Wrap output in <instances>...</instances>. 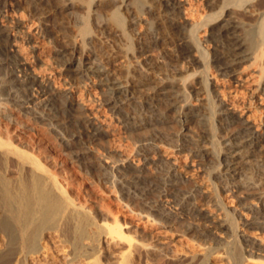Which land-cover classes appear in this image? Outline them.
<instances>
[{"label":"bare ground","instance_id":"1","mask_svg":"<svg viewBox=\"0 0 264 264\" xmlns=\"http://www.w3.org/2000/svg\"><path fill=\"white\" fill-rule=\"evenodd\" d=\"M82 1L84 2V5H88L89 9L92 5H101L104 4V2L106 3V1L110 3V0ZM116 1H120V3L122 2L121 4H123V7H125V13L128 15L127 16L124 13V16L126 15L128 19L124 18L122 12L119 9L112 11V8L111 12L106 18H99L100 20L98 25L99 28L103 30V32H106L107 35L111 36V38L113 37V39L114 37H129L127 30H129V28H135L134 30H136L138 26H141L146 18V16L144 18L145 14H151L150 16H155L154 19L156 20H153L157 27V31H154L156 36L153 35L150 37L149 30L151 29H148V31L139 30L135 35V38L139 40L140 43L146 45L143 47L144 49L142 48V50L138 51L140 54L138 55L139 58L143 54H149L147 49L153 44L161 47L162 57H159L160 59H153L152 56L150 57L147 55L144 57L143 61L141 60L142 62L140 61L145 69L147 76L146 79L141 73V75L138 73H133L137 72L138 69L133 72L131 71L133 74L130 72L129 74L127 73V76H122L121 73H124L126 70H123L124 72H120V68L122 67H119L120 70L115 67H110L109 64L111 63V55L109 53V55H103L101 53V55H99L97 52L98 58H95L97 55L95 54L96 56H94V52L92 53L89 48H86L89 44V42H87L86 46L84 43L86 39L84 41L82 40L84 43L83 45L82 42L79 43L77 41V38V40H74L72 36L70 37L67 34H64L60 37L62 41L61 44L63 46L62 50H60L61 64H59L58 67L53 68L54 71H51V76L48 75L49 77L47 78L43 77L40 71L35 67L37 59L34 51L32 52V55L24 54L23 46H20L31 45V47L35 49L38 47H35V45H39L38 37L36 38L32 35H27L23 39L26 40L25 43L22 44L24 41L17 37V33L18 28L24 27L25 23L22 20H16L13 21L14 23L11 25L8 21L7 15L13 8L20 7L24 9V11L26 10L31 16L36 18L38 25L37 28H39V30H41L42 25H48L51 23L52 29H49V31L53 32L55 31L56 27L60 25V22L57 20L60 14H63L66 10L72 7L78 6V2L75 0L68 2H63V0H0V91L5 94L6 97L16 100V102L23 100V103H28L33 98L35 99V97L41 98L44 95L45 97L47 96L44 104L48 107V109L51 111L56 110V113L59 112V114L61 112L67 114L65 117H63L64 121L62 124L64 123L67 126H72L74 128V126L77 127L81 121L80 119H84L89 140L96 141L100 139V137L103 135V132L106 131H104L103 127L98 124L99 122H96L95 119L98 117V115L95 113L93 108L90 109L91 107L87 105L85 106L89 108L80 105V103H78L75 98L74 92H72V82L70 79L73 76L71 74V71L73 70V64L78 62V67L75 69L78 72H85V74L89 76L99 77V80L101 81V88L107 96L105 97L108 98V102H106L110 104L114 103V108L120 110L126 109L128 108L126 106L133 104L131 94L134 93L135 89L139 90L145 84H150L151 91L150 93L147 92L150 96V99L153 101H161L166 105V108L168 107V109L180 108L176 117L184 124H187V122L195 115H201L203 119H208V125L210 123V126L206 127L210 132V137L206 139L209 141V143H204L205 145L201 144L200 142V137L203 135L200 137L198 136L199 138L192 137L194 135L192 134L190 136V132H187L188 130L186 132L181 130V132L179 131L180 133H176L177 135L175 134L172 138L176 137L178 142L182 141L179 145V153H183L188 149L190 153L199 156L203 162L206 159L217 160L220 167L219 170L216 171L219 172V176L223 180L228 181V188L231 191L237 192V188L241 187L252 188L250 186H252L253 183L251 185H248L250 182L248 184L246 183L249 181L250 176L252 177V175L249 174V171L245 172L246 175L244 180H242L243 178L238 179L237 176L242 175V173L245 171V168L247 169V167H249L248 165L247 167L244 166L245 161L251 157L254 152L256 153V147L260 142L264 141L263 124H261V126L257 125L249 118H246L254 115L253 109H257V111H262V109H264V18L259 22V25L256 26L255 23V30L250 31V26V30L247 28V31L250 32L245 33V31V34H243V32H241V29H243L242 25L244 24L242 21L244 20L242 19L243 16L241 14L239 16H235L233 14H238L239 12L248 13L250 12L251 7H257L256 10L261 9L264 7V0H203L207 7L209 6L211 8V10L218 7L221 8V10L217 13L211 12L208 17V22L212 21L211 23H213V21H215L214 24H219L216 27V31L212 32L214 38L212 42H215V51L213 54L214 58H210L211 53L209 52V48L207 46H203V42L200 41L199 36L197 35L199 38L198 39L194 33V30L199 23L195 20L191 25L192 29H189V31L185 28L187 25L184 27L183 12L186 9L184 0ZM123 7L121 10H123ZM85 9H87V7ZM254 10L255 9L253 8L251 11L253 15H255L253 13ZM93 14L94 13H92V15ZM240 16H242V18H240ZM85 19L83 20V24L80 25L81 27H79V33L83 37H88L90 42L91 40L97 41L96 44L99 45V49H97V51H100V49L101 51H108L106 49L108 45V42L105 40L106 36L104 37L105 39L102 38L103 36L101 38L100 36L96 37L98 35H95V37L92 36L91 32L93 29H90L91 24L89 26L87 19ZM220 21L221 23H219ZM20 31L22 30L20 29ZM129 38V40L132 41V38ZM148 38L149 40H147ZM81 39L79 38V41ZM129 44H131V42ZM132 44L129 46H132ZM128 48V50H130L132 47ZM126 50L124 52H126ZM130 51H128V53ZM64 57H66V59H64ZM186 59H188L190 64H188L189 67L186 66L187 69L197 63H202L205 66L204 69H206L205 71L199 73L197 72L191 76L193 79H195L194 82L190 84L191 86H189V83L187 85V81L183 82V79L176 77V75L179 73H184L187 70L186 67L180 65V62ZM246 62L250 63L248 66H244L243 70L241 71L246 70V67L255 66L257 69L255 72H257L256 75L258 79H256L257 82L254 83L252 87L247 86L250 91L248 95L249 97L248 100L243 102V114L238 115L237 108L230 107L228 102L219 98L220 96L218 97V94H220L222 90L220 89V84L218 81L212 80L214 76L210 77L212 74L209 73V70H212V67H215L218 74L233 80L236 90H239L242 87H246V78L244 79L238 75L241 72V65ZM8 67L10 70L7 71L6 69H9ZM191 77L188 78L192 79ZM56 79L60 81L62 80L65 83V89L69 90L68 97L64 100V102L61 101L63 102L61 103L58 101L61 103L59 106L55 103V101L57 100V95L61 96V91L51 92L52 87L50 85V82L55 81ZM185 87L187 88V91ZM191 87H193V89ZM65 89L64 91H66ZM195 89H199V91H203V94H205L204 101L206 100V102L209 104L207 110L208 108H211V111L214 108L219 107L218 113L222 114L223 116L220 121L226 126L233 127L231 130L229 128L230 131H226L228 135L224 138V141L219 142L214 137V132L218 128L217 125L219 124H216L215 121L211 119L212 116H208V112H206V110L203 108L202 109L204 111L194 108V106L196 107L199 104L195 105L190 102V97L194 95L192 91ZM79 95L81 96L82 94ZM62 97H64V95ZM89 97L88 99H90ZM86 99L87 98H85V100ZM198 100H200V98H198ZM217 100H219L218 106L216 102ZM154 102H150L151 115L143 116V118H140L139 116L138 118L133 117V119L132 117L127 118L129 130H142L141 132H143L147 130V126L156 127L166 123L168 120V116L166 115L168 114V109L159 106L161 105L160 103L157 105V103ZM83 103L85 104V102ZM134 104L133 106H135ZM56 105L57 107H55ZM96 110L99 111V109ZM214 112L216 113V111ZM218 113L216 114L218 115ZM62 115L63 113L60 116ZM50 119L62 120V118L56 115H52ZM81 123H83V121ZM184 128L188 129V125H185ZM155 135H160L163 137L165 136L160 133V131H157L150 137ZM150 144L151 143H145L144 148H150ZM73 145H75L74 141H69L68 146L73 147ZM23 148L22 146H19L18 143L16 144L14 140L9 139V137L4 138L3 135H0V264H53L54 261L55 263L58 261L60 264H98L101 262V260L99 261L98 259L102 258L100 257L101 255L99 256V252L103 250L116 260V264H138V260L143 261V263H147L144 261L145 257L149 258L147 257V254L159 256L162 253V250L165 249L161 247L163 241L169 237L166 230L167 226L164 225L166 224L165 221V223L163 222L164 224L162 223L164 227H158V230L156 231L148 230V227L143 228L141 231H135L136 233H139L135 236L129 234V231L132 229L131 222L128 223L127 221L123 223L117 218L113 217L111 220H107V218L106 220H99L97 217L100 216L93 214L89 207L88 209L87 206H84V204L77 202L70 195V193H68L69 190L67 191V187L65 188L63 186L64 183L59 181V178L56 176L57 174L55 175L54 171V174L50 172L48 167H45V165L42 164L39 157H36ZM177 157L171 155L166 157V159H159L156 156L152 158H148L147 156L146 163L149 164L157 163L160 160L165 161L164 163L167 167L165 177L159 176L158 174L157 176L146 173L144 170L146 167L145 166L141 167L139 172L133 175L132 180L134 179V181L127 185V190H129V193H132L137 198V200L147 205L151 212L155 214L160 213L163 215V217H166L165 219L167 220L171 217V211L169 210L170 208L168 206L170 203L167 204L169 201L175 203L181 202L191 204L195 202L197 194L199 193L198 187L196 186L195 188H190L187 190L180 187L181 181L179 176L180 174L178 173L179 170H177ZM14 161L17 163L15 165H18L19 167V171L17 169L18 175L16 174L17 176L15 177L11 176V174L9 175L10 172L8 173L7 170V166H9L8 164H10V162L15 163ZM249 170L251 173L253 169L251 168ZM252 173L255 174L254 171ZM163 183L166 185V188L164 187L165 189L162 188ZM258 199V203L262 201L261 207L260 205L258 206L256 204L257 201L256 203L251 202V204L247 207L249 210L255 211V220H247L244 225H250L252 228L258 227L264 229V194H258ZM216 205L220 208V210L223 211V216L219 220L217 219L216 215H214L215 213H212V210L211 212L209 210L207 211L197 204L189 208L186 213L188 215L194 216L197 219L207 220L208 223L210 222L209 224L207 223L206 227L200 225L201 223L199 224V227H203L204 234L206 235L212 236L211 234H214L212 230L216 228L225 229L226 231L232 232L233 234H238L239 229H237V226L234 222V218L236 217L233 218L235 215L234 211L226 206L225 202L220 196H218L216 199ZM166 207H168V210ZM257 207L260 209H256ZM142 216H144V218L146 217V221L149 220L150 215L148 216L144 214ZM152 224H154V222L151 223V225ZM159 224L160 223L158 222V225ZM189 228L198 229L197 227L192 226ZM143 236L150 240L146 242V240H144L145 238H140ZM261 238L262 237H251L245 239V241H250L252 244L251 249L248 248L249 251L251 250L257 253V250H259L258 254L264 255V249L261 248L264 244V239ZM238 240L240 241V239ZM239 241L237 242L239 243ZM221 243L224 242L221 241ZM165 244L167 245L168 242ZM208 244L207 246L204 245V248L201 246L202 249L189 250L186 248L187 250H184L183 248V251L176 250L173 253H166L167 255L163 254L165 255V263L163 264H211L212 258L214 257L213 254L215 253L212 250L216 245L214 244L213 246H208ZM237 246H239V244L236 245V247ZM220 247L221 246H219V248ZM244 247L241 248L245 249ZM232 248L231 252L233 251ZM255 249L257 250L255 251ZM234 250H236V248ZM229 252L230 251L227 253ZM236 253L234 255L227 254L225 257V254L222 256L219 254L217 257L221 259L223 258L221 260L222 264H245L246 261L253 263L256 261L254 258H252V254L246 255L244 250L241 252V254L238 252L240 255ZM161 256L159 259H161ZM151 257L155 258L154 256ZM215 261H217V259ZM102 263L104 262L102 261ZM105 263L108 264V261Z\"/></svg>","mask_w":264,"mask_h":264},{"label":"rangeland","instance_id":"2","mask_svg":"<svg viewBox=\"0 0 264 264\" xmlns=\"http://www.w3.org/2000/svg\"><path fill=\"white\" fill-rule=\"evenodd\" d=\"M66 1L68 2V1H72V0H63V2H66ZM75 1L78 2V6L72 7L70 9L66 10L63 14H60V16L57 18L58 22H60V25H58L56 27L55 31H53V32L49 31V29L50 30L52 29L51 23H49L48 25L47 24L42 25L41 30H39V28H37L38 25L36 22V18L31 16L26 10L24 11V9H22L20 7L13 8L12 10H10V12L7 15L8 21L11 25H13V23H14L13 21H16V20H22L25 23L24 27L18 28L17 34L18 35L20 34V35L19 36L17 35V37L19 39L23 40L24 37L27 35L28 36L32 35L36 38L38 37V39H39L38 44L39 45H35V47L38 46L35 48L36 50L33 49L31 47V45H20V46H23L24 54L32 55V52L34 51V54H35L36 59H37V61L35 63V67L37 70L40 71L41 75L43 77H46V78L51 76V71H54L53 68H56L59 66V64H61L60 50H62L63 46L61 44L62 41H61L60 37L64 34L65 35L67 34L70 37L72 36V38L74 40L78 39L77 41L79 43H81L82 40L84 41L86 39L84 43L86 44L87 42H89V44H88V47H86L87 44L84 47L89 48V50H91L92 53L94 52L93 53L94 56H96L98 53H99V55H101V54L109 55L110 54L111 55L110 56L111 57L110 58L111 63L109 64V66L115 67L117 69H119V67H122V68H120L121 70L119 69L120 72H124L126 70L125 71L126 73L125 72L121 73L122 76L125 77L131 71L133 72V71L138 69L137 72H133V73L134 74L135 73H138V74L141 73L144 76V78L146 79L147 76L145 73V69L142 66L141 62L144 60V57H146L147 55L150 57L152 56L153 59L162 57L161 56V47H158L157 45L153 44L152 46H150L147 49L149 54H143L144 56L142 55L143 57L140 56V58H139L138 55H140V54L138 53V51L142 50V48L145 47L146 45H143L142 43H140L139 40H137L135 38V35H136V33H138L137 31H139V30H142V31L147 30L148 31V29H151L152 32H151V30H149L150 37H152L153 35L156 36L155 32L157 31V27H156L155 22H154V20H156V19H154L155 16L152 15L153 16L152 17V16H150L151 14H145L144 18L146 16L147 20L145 18L144 23L142 24L143 26L142 25L138 26L140 29L137 27L138 30L137 29L134 30L135 28H129V30H127L128 36L131 37L132 41H134V42L130 41L129 37H127V38L114 37V39L116 40L115 41L113 39V37L111 38V36H108L106 32H103V30L100 29L98 25H99V20L101 18H104V17L106 18L109 15V13L111 12L112 8H113L112 11L119 9L122 12V15L124 16V13H125L124 8L125 7H123V4H121L122 2L120 3V1H116V0L111 1L110 0L109 1L110 3H108L106 1V3L104 2V4H101V5H98V4H96L94 6L92 5L89 9L88 5H86V4L84 5V2L82 0H78V1L75 0ZM96 3H97V1H96ZM79 4H80V6H79ZM184 5L186 6L185 11L183 12L184 13L183 14L184 15V19H183L184 20V27L187 25L188 28L187 27H185V28L189 31V29H192L191 25L194 23L195 20H196V22L199 23L198 26H196L194 33H195L197 38L199 36L200 41L203 42V46H207L209 48V52L211 53L210 58H214L213 54L215 51V42H212V40L214 39L212 32L216 31V27L219 24L218 23L214 24L215 21H213V23H211L212 21L208 22V17L211 14V12L217 13L221 10V8L218 7L216 9L214 8L215 10L214 9L211 10V8L209 6L207 7V5L205 4V2L203 0H184ZM86 7L88 10L85 9ZM122 7H123V10H121ZM253 8L255 9L253 11V13L255 15H253L251 13ZM256 9H257V7H251L250 12H248L249 15L247 12H245V13L239 12L238 14L237 13L233 14L235 16L236 15L239 16L240 14L243 16V18H242V16H240V18H242L244 20L239 18L240 20H242L244 22V24H243V22H242V24L245 25V26L242 25V28L244 30L241 29V32H243V34L248 33L252 30H255L256 26L259 25V22L264 18V7L261 9H258V10H256ZM261 10H263V11H261ZM92 13H94V14L92 15ZM85 14H87V15H85ZM126 15L124 16V18L128 19L127 18L128 15L127 16ZM81 17H83V18H81ZM84 17L87 19L89 26L91 24L90 29H93L92 32L94 31L93 33L91 32V35L94 37H95V35H98L96 37L100 36V38L103 36L102 38L103 39L106 38L105 40H106V42H108L107 44L109 45V43H110V45L109 46L107 45V48H106L108 51H106V50L101 51V49H100V51H97V49H99V45L96 44L97 41L91 40V42H90L88 37L84 36L85 37L84 38L79 33L80 32L79 27H81L80 25L83 24V20L85 19ZM96 17H98V18H96ZM69 21H70V23H69ZM221 21L219 23H221ZM257 21H258V23H257ZM146 22H148V23H146ZM152 22L154 23V25ZM207 23H209V24H207ZM255 23H256V26H254ZM189 26H190V28H189ZM250 26H251V28H250ZM146 27H147V29H146ZM151 27H153V28H151ZM247 28H248V30H250V29L251 30L247 31ZM20 29L22 31H20ZM132 32H133V34H132ZM81 37H82V39H81ZM79 38L81 39L80 41H79ZM147 40H149V38ZM152 40H154V39H152ZM23 41L24 42H22V44L25 43L26 40H23ZM129 41L131 42V44L133 43L132 46H129V45H131V44H129L130 43ZM84 43L82 42L83 45H84ZM128 47H132V48H130L131 51L128 50L129 49ZM132 49L134 52L132 51ZM125 50H126V52H124ZM128 51H130V52L128 53ZM134 55H136V56H134ZM95 58H98V55ZM64 59H66V57H64ZM249 63L250 62H246V63L242 64L240 71L243 70L244 66H246V65L248 66ZM188 64H189L188 59L180 62V65H182L184 67H186V66L189 67ZM72 67H73V70L71 71V74L73 76L71 77V79H73V80L70 79V81L72 82V92H74L75 98L78 101V103H80V105H82V106L87 105V106L91 107L90 109L93 108L95 113L98 115V117L95 119L96 122L97 123L99 122L98 124L103 127L104 131H106V132H103L104 136L102 135L100 137V139H98L96 141H90L88 138V135H87L88 132L85 128L86 124H84V122H85L84 119H80L81 121L79 122L77 127L74 126L75 129L72 126H67L64 123L62 124V122L64 121L63 117H65L67 114L64 112H61L59 114L58 110H57L58 113H56V110L51 111L50 109H48V107L44 104L45 103L44 101L47 97V96L45 97V95L42 96L41 98L35 97V99L33 98L28 103H23V100L16 102V100H12V99L6 97V95L3 94L1 91H0V135L1 136L3 135L4 138L9 137V139L14 140L16 144L18 143L19 146H22V148L24 147L23 149H26L29 153H32L36 157H39L42 164L45 165V167H48V170H50V172L53 173V171H54L55 175L57 174L56 176L59 178V181L64 183L63 186L65 188L67 187L66 188L67 191L69 190L68 193H70V195L77 202L84 204V206H87V208L89 207L93 214H95L96 216H100V217H97L99 220H106V218H107V220L108 219L111 220V218L113 217V218H117L119 221H121L123 223L127 222V221H128V223L131 222V226H132L131 230L132 231L130 230L129 234L135 235V236L139 234L138 232L136 233L135 231H141L143 228L148 227L147 228L148 230L156 231V230H158V227H161V226L164 227V225L167 226L166 230H167L169 237L167 239H165L166 241L165 240L163 241V244H161V247L165 248V249L162 250V253L159 256L147 254V257H149V258L145 257L146 259L144 258V261L147 262L148 264H163V263H165V255H163V254L173 253L176 250L177 251H183V248H184V250L202 249L201 246H203V248H204V245L207 246L208 243H209L208 246H213L214 244L216 246L218 245L217 247L215 246L216 248L214 247L212 250L215 253L214 252H213L214 254L212 253L214 257L212 258L211 264H215V263L216 264H222L221 260L223 258L221 259V258L217 257V255H219V254L221 256L225 254L224 255V257H225V256H227V254L228 255L229 254L234 255L236 252H237L236 254H239L238 252H240V254H241V252L243 250L246 252V255L252 254L251 255L252 258H254V260H256L254 263L246 261L245 264L246 263H248V264H263L264 255L258 254L259 250H257V249H255V251L256 250L258 251L257 253L253 252L251 250H250L251 251L250 252L248 248L251 249L252 244L250 241H247V240L245 241V239L251 238V237L252 238L253 237L254 238L255 237H262L261 239H264V229H261L258 227L252 228L250 225H244V224L247 222V220L248 221H252V220L254 221L255 217H256L255 211H251V210H249V208H247L251 204V202L256 203V201H257L256 204L258 206L260 205V207L262 206V201H260L258 203V201H259L258 194H260V193L264 194L263 193L264 192V141H262L258 144V146L256 147V149H257L256 153L254 152L253 155L251 157H249L244 163L245 167H247V165L249 166V167H247V169L245 168L244 173L249 171V174L252 175V177L250 176L251 179L249 178V181L246 183L248 184L250 182L248 185H251L253 183L252 186H250L252 188L241 187V188H237V192L231 191L228 188V184H229V183L227 184L228 181L223 180L219 176V172L216 171V170H219V167H220L219 162L217 160L206 159L203 162L199 156L190 153V151L188 149L185 150L183 153H179L178 149H179V147H180L179 145L182 141L178 142L176 137L172 138L176 133L178 134L179 131L181 132V130H183V132H186L188 130L187 132L188 133L190 132L189 133L190 136L192 134L194 135L192 137L199 138L200 136L203 135L202 137H200L201 144H203V145L208 144L209 141L206 140V139H208V137H210V135H209L210 132L208 131V128H206V127L210 126V123H209V125L207 124L208 119H203L201 115H195L194 117H192L187 122V124H184L181 120H179L176 117L180 108H172V109L169 108L168 109V107L166 108V105L164 103H162L161 101L154 100L155 101L154 102L152 99H150V96L147 93V92L150 93V91H151V87H150L151 85L150 84H145L139 90L135 89L134 93L131 94L133 104L135 103L134 104L135 106H133V104H132L130 106H126L128 108L123 109V110L114 108V103H112V104L107 103L108 98H106L107 96L105 95L103 89L101 88V85H100L101 81L99 80V77L89 76V75L85 74V72H78L77 70H75L78 67V62L73 64ZM187 67H186V69H187ZM204 68H205V66L202 63H197V64L192 65L190 68H188L184 73H179L178 75H176V77H178L179 79L180 78L183 79L182 80L183 82L187 81V85L189 83V86H191L190 84H192L195 80L191 76L193 74H196L197 72L199 73V72L205 71L206 69H204ZM47 69H49V70H47ZM6 70L7 71L10 70V68L6 69ZM255 70H257L255 66L254 67H246V70L241 71L238 74L239 77H243L244 79L246 78V80H245L246 81L245 82L246 87H242L239 90H236V87L234 86L233 80H230V79H228V77H225L221 74H218L216 72L215 67H212V70H209V73L212 74V75H210V77L214 76L212 78V80H216L220 84V89L222 90V92L220 94H218V97L220 96L219 98H221L222 100L224 99V101L228 102L230 107L237 108V110H238L237 114L238 115L243 114V111H242L243 102L248 100V97H249L248 95H249L250 91H249V88H247V86L252 87L254 85V83L257 82L256 79H258V77L256 75L257 72H255ZM123 74H125V75H123ZM44 75H46V76H44ZM188 77L189 78L191 77L192 79H189ZM97 78H98V80H97ZM64 84L65 83L62 80L60 81L58 79L50 82V85L52 87L51 92H54V91L60 92L61 91L60 92L61 96L57 95L56 96L57 100L55 99L56 100L55 103L58 106L61 103H63L64 100L68 97V91L69 90L65 89L66 86ZM189 86H187V87H189ZM85 88H86V90H85ZM191 88L193 89V87H191ZM64 89L66 91H64ZM185 89L187 91L186 87H185ZM78 91H80V92H78ZM84 91H87V92H84ZM198 91H199V89H195L194 91H192L194 95H192V97H190V102H192L195 105L199 104V105H197L199 107L194 106V108H196L198 110L200 109L201 111L206 110V112H208L207 113L208 116H210V117L212 116L213 118L211 117V119H213L216 124H219V125H217L218 128L214 132V135H215L214 137L217 141L222 142L225 140L224 138L227 137V135H228L227 132L230 131L233 127L232 126L231 127L226 126L224 123H222L220 121L223 116H222V114L218 113L219 107L215 106L216 108H214L213 110L210 111L211 108H208L209 111L207 110V107H209V104L206 102V100L204 101L205 94H203V91H199V92ZM83 93H84V95H83ZM62 94L64 95V97H62L63 96ZM79 94H82V95L80 96ZM77 95H78V97H77ZM88 97L90 99H88ZM58 98L61 100H59ZM85 98H87V99L85 100ZM198 98H200L201 101L198 100ZM58 101H60V102L63 101V102L60 103ZM81 101L85 102V104ZM150 102L157 103V105H158V103H160L161 105H159V106L168 109V112H167L168 114H166V115L168 116L169 121L167 120L166 123L161 124V125L156 126V127L155 126L154 127L153 126H147V130H145L143 132H141L142 130H140V131L131 130V129L129 130L128 125H127L128 124L127 118L132 117V119H133V117L138 118V116L140 118L141 117L143 118V116L151 115ZM216 102H217V106H218L219 100H217ZM18 104H20V105H18ZM205 104H207L208 106ZM57 105L55 107H57ZM1 106H3V107H1ZM87 106H85V107L89 108ZM96 109H99V111ZM216 109H218V110H216ZM126 111H128L129 113ZM214 111H216V113H218V115ZM255 112H256V114H255ZM62 113H63V115L60 116ZM253 114L254 115H252L251 117H246V118H249L250 120L255 122L257 125L261 126V124H263L262 126H264V109H262V111H259V110L257 111V109H253ZM52 115L59 116L60 118H62V120H59V119L58 120L57 119L52 120V119H50L52 117ZM12 116H14V117H12ZM44 116H45V118H44ZM98 118H100L101 120ZM82 121H83V123H81ZM100 121H101V123H100ZM206 124H207V126H206ZM185 125H188V129L184 128ZM159 127H161V128H159ZM182 128H184V129H182ZM229 128H230V130H229ZM151 129H152V131H151ZM158 129H160V130H158ZM164 130H166V131H164ZM134 131H135V133H134ZM157 131H160V133H162L165 136L163 137L160 135H157V136L155 135L153 137H150ZM204 135H205V137H204ZM19 140H21V141H19ZM72 140L74 141L75 145H73V147H69L68 143H69V141H72ZM145 143L146 144L151 143L150 148L145 149L144 148ZM171 155L175 156V157L178 156L177 157L178 158L177 170H179L178 173L180 174L179 175L180 181H181L180 187L182 189L187 190L190 188H195V186H196V187H198L199 193L197 194L195 202L191 203V204L190 203L189 204L188 203H181V202L175 203V202L169 201L167 204L170 203L168 206L170 208L169 210L171 211V217L167 220V219H165L166 217H163L162 214H160L158 212H157L158 214L151 212L149 210L150 208L147 207V205H145L142 202H140L139 200H137V198L132 193H129V190H127L128 189L127 185L134 181V179L132 180L133 175L137 174L139 172L140 168L145 167V166L146 167L144 168V170L146 171V173H148V174L150 173V175H157L158 174L159 176L165 177V173L167 172L166 171L167 167L164 163L165 161L160 160L159 162H157L158 164L152 163L153 164L152 165L151 163L150 164L146 163V157L148 156V158L149 157L152 158V157L156 156L159 159H166V157H169ZM15 164H17V163L16 162L15 163L10 162V164H8L9 166H7L8 173L10 172L9 175L11 174V176H13V177L17 176L18 171H19L18 165H15ZM212 168L213 169L215 168L214 169L215 171ZM251 168L253 170L250 173L249 169H251ZM17 169H18V171H17ZM210 171H211V173H210ZM253 171L255 172V174L252 173ZM244 173H242V175L237 176V178L238 179L243 178L242 180H244V177L246 175V173L245 174ZM253 176H255V177H253ZM254 183H255V185H254ZM244 185H246V184H244ZM164 187L166 188V185L163 183L162 188L165 189ZM257 191H259L260 193ZM261 191H263V192H261ZM251 193H252V196H251ZM218 196L222 197L226 206L228 208H230L232 211H234V214L236 216L234 215L233 218L236 217V218H234V220H235L234 222H235V225L237 226V229H239L238 234H236V233L233 234L232 232H228L225 229L216 228V229L212 230L214 232V234H211L212 236L206 235V234H204L203 227H206L208 221L197 219L194 216L188 215L186 213V211L189 208H191L193 205L197 204L200 207H203L207 211L209 210L211 212V210H212V213L213 214L215 213L214 215H216L217 219L219 220L223 216V211L220 210V208L216 205V199ZM182 204H184V205H182ZM166 208L168 210V207H166ZM258 208L259 207H257L256 209H258ZM103 209L105 210V212ZM99 211H100V213H99ZM147 213H149V214H147ZM144 214L148 215V216L150 215L149 220L146 221V219H145L146 217L144 218V216H142ZM177 220H178V222H177ZM164 221L166 222V224H164L165 223ZM153 222H154V224L151 225V223H153ZM158 222L160 223L159 225H158ZM199 224L202 225L203 227L202 226L199 227ZM145 225H147V226H145ZM153 225H155V226H153ZM151 226H152V229H151ZM191 226L197 227L199 230L195 228L197 230L196 231L195 229L189 228ZM133 227H134V229H133ZM193 230H194V232H193ZM195 231H196V233H195ZM232 234H233V236H232ZM220 236H222V237H220ZM231 236H232V238H234V237L235 238L237 237V238L232 239ZM239 236H240V238H239ZM140 238L143 239L145 237L143 236ZM170 239H172V240H170ZM238 239H240L241 242ZM144 240H146V242H148V240H150V239L145 238ZM0 241H1V235H0ZM216 241H218V242H216ZM221 241L224 243H221ZM237 241H239V243ZM167 242H168V244L166 245L165 243H167ZM219 242L221 245L219 244ZM228 242H230V243H228ZM235 242H237L239 244V246L236 247V245H238V244ZM226 244H228V245H226ZM219 246H221V247L219 248ZM222 247H223V249H222ZM234 247L236 248V250H234L235 249ZM241 247H244L245 249H243ZM167 248H168V250H167ZM231 248L233 250L232 252H231ZM261 248L264 249V244ZM216 250H217V252H216ZM238 250H241V251H238ZM103 251L99 252V256L101 255L100 257H102V258L98 259L99 261L101 260V262H99L98 264H107V263H105L107 261H108V264H110V263L116 264L117 263L115 259H113L111 256H109L105 251L103 253ZM228 251H230V252L227 253ZM215 255H216V257H215ZM151 256H154L155 258H153ZM157 256H158V258H157ZM160 256H161V259H159ZM100 257H98V258H100ZM111 258L113 259V261ZM148 259H149V261H148ZM216 259H217V261H215ZM218 259L220 260V262ZM102 261L104 263H102ZM137 262H139L138 264H147V263H143V261H141V260H138ZM56 263L58 264L59 262L56 261ZM56 263H55V261L53 262V264H56Z\"/></svg>","mask_w":264,"mask_h":264}]
</instances>
